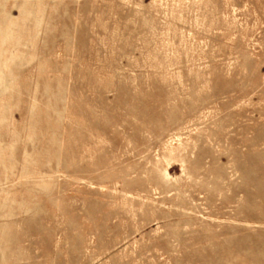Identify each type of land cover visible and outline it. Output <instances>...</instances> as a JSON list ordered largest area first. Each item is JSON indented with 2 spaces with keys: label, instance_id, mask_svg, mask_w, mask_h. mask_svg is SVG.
<instances>
[{
  "label": "rangeland",
  "instance_id": "obj_1",
  "mask_svg": "<svg viewBox=\"0 0 264 264\" xmlns=\"http://www.w3.org/2000/svg\"><path fill=\"white\" fill-rule=\"evenodd\" d=\"M0 264H264V0H0Z\"/></svg>",
  "mask_w": 264,
  "mask_h": 264
}]
</instances>
